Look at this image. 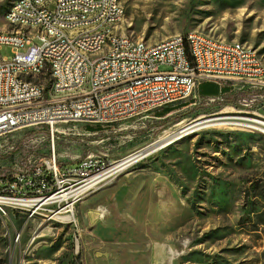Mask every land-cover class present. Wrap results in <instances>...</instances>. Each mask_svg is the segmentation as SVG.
<instances>
[{
  "label": "rangeland",
  "instance_id": "1",
  "mask_svg": "<svg viewBox=\"0 0 264 264\" xmlns=\"http://www.w3.org/2000/svg\"><path fill=\"white\" fill-rule=\"evenodd\" d=\"M14 1L0 0L3 30L14 29L6 21ZM121 2L126 13L115 31L134 40L158 42L196 31L241 42L264 61V0ZM1 55L14 56L9 46L2 48ZM195 95L181 105L157 110L144 122L130 123L129 130L121 133L77 123L69 136L56 140V151L96 155L111 149L112 160H122L201 109L234 105L206 104ZM234 107L254 112L247 99ZM256 111L264 116V102H258ZM34 133L43 141L23 145ZM48 133L46 124L37 123L0 134V172L19 166L30 155L33 164L40 165L51 148ZM66 161L62 160L74 165ZM74 213L71 224L17 216L5 228L0 219V264H167L166 256L155 259L154 246L169 243L178 249L184 241L189 245L175 264H264V133L243 127L202 129L143 157L80 202ZM15 231L22 233L17 246L11 244Z\"/></svg>",
  "mask_w": 264,
  "mask_h": 264
},
{
  "label": "built area",
  "instance_id": "2",
  "mask_svg": "<svg viewBox=\"0 0 264 264\" xmlns=\"http://www.w3.org/2000/svg\"><path fill=\"white\" fill-rule=\"evenodd\" d=\"M82 11H89V18H82ZM123 12L125 7L118 6V0H56L42 10H34L32 0H23L6 17L10 25L28 19V26L21 32L0 28V134L29 124H46L51 148L37 167L30 155L19 166L0 172V198L12 205V216L0 210L3 226L4 218H11L12 223L28 208H35V215L29 219L41 216L71 224L75 219L65 218L74 214L76 206L124 171V163L109 156L111 149L96 155L57 153L56 140L69 136L71 126L77 123L111 128L115 133L128 131L130 123L185 103L196 97L202 83L213 81L229 88L219 99L233 106L242 105L246 99L254 104V112L236 116L251 124H245L246 128L257 127L255 130L264 133L260 128L264 116L256 111L258 102H264V67L255 49L244 50L240 42L234 47L216 45L208 35H192L189 31L177 35V40L158 44L155 53H148V42L133 48L128 35L121 34V41H113L112 33L100 32L102 23ZM84 21H96L97 30L84 29ZM32 24H40L41 33L28 34ZM71 26H81V33H71ZM100 45H109V57L103 63L83 61L79 54H73V47L98 49ZM4 46L11 47L12 59L1 55ZM43 58L58 59V66L51 69V84H43V75H37ZM86 75L94 77L90 92L59 99L61 89L82 86ZM236 85L240 88L235 89ZM205 100L209 104L218 99ZM42 141V136L34 133L23 145ZM88 178H95L93 192H83V182ZM21 241L22 233L15 231L11 244L17 246Z\"/></svg>",
  "mask_w": 264,
  "mask_h": 264
},
{
  "label": "bare ground",
  "instance_id": "3",
  "mask_svg": "<svg viewBox=\"0 0 264 264\" xmlns=\"http://www.w3.org/2000/svg\"><path fill=\"white\" fill-rule=\"evenodd\" d=\"M23 0H15L12 4L9 12L6 17H10L17 7H20V4ZM56 0H32V7L34 10L46 9V5L54 4ZM118 6H123L121 0H118ZM126 12L123 14H117V17H110V21L102 23L100 25L101 33H112L113 41H121V33L115 31V26L120 24L125 16ZM82 18H89V11H82ZM14 29L12 32H21L24 28L28 26V19H20L15 25H12ZM84 29L89 31L97 30L96 21H84ZM41 33L40 24H32L28 27V34H38ZM71 33H81V26H71ZM192 35H206L196 31H190ZM181 34V33H180ZM177 35L167 37L158 42H149L148 43V53H155L157 51L158 44L172 42L177 40ZM132 40L133 48H141L147 42L140 40ZM208 40L216 42V45H227V47H234V45H239V42L236 41H224L208 35ZM240 46L244 50H254L251 47L245 46L240 42ZM73 54H79L80 58L83 61H92V63H103L108 60L109 57V45H100L98 49H83V47H73ZM260 65L264 67V61L260 57ZM52 66H58V59L43 58V67H37V75H43V84H51V69ZM92 85H94L93 75H86V79L82 82V86H75L71 88L61 89L59 91V99H68V97H79L83 96L84 92H90L92 90ZM240 113H246L240 109L234 107L233 105H214L209 108L201 109L196 112L192 117L182 120L179 123L171 126L164 132H162L156 140L151 143L147 149L148 152L152 151L151 154L156 151L166 148L173 143H177L185 139L186 137L194 134L205 128H214V127H243L246 128L251 125L247 120L236 117ZM246 121V122H244ZM35 125V124H32ZM254 127V126H252ZM257 129V127H254ZM264 130V126L260 127ZM20 129V128H19ZM150 155V154H149ZM148 156V155H147ZM122 159L120 163H124V171L129 169L134 164H126L128 160ZM95 186V178H88L87 181L83 182V192H93V187ZM0 210H3L5 216H12V205L8 204L7 201H4L0 198ZM35 215V208H28L22 210L19 213L21 218H29V216ZM75 219V213L70 214L65 219ZM64 224V220H56ZM11 224V218H4V226L7 227ZM189 245L188 241L182 242V248L176 249L174 245L169 243H158L154 247L156 249L155 259L168 260L167 264H175L177 259L184 253V248H187ZM166 256V258H165Z\"/></svg>",
  "mask_w": 264,
  "mask_h": 264
},
{
  "label": "crops",
  "instance_id": "4",
  "mask_svg": "<svg viewBox=\"0 0 264 264\" xmlns=\"http://www.w3.org/2000/svg\"><path fill=\"white\" fill-rule=\"evenodd\" d=\"M236 86L234 88H236ZM196 93L203 99H219L221 97V88L217 82L209 81L202 83L198 87Z\"/></svg>",
  "mask_w": 264,
  "mask_h": 264
},
{
  "label": "water",
  "instance_id": "5",
  "mask_svg": "<svg viewBox=\"0 0 264 264\" xmlns=\"http://www.w3.org/2000/svg\"><path fill=\"white\" fill-rule=\"evenodd\" d=\"M148 148V147H146ZM144 148L140 151H137L136 153L129 156V159L125 163H134L142 159L143 157L149 155L152 153V151L148 152L147 149Z\"/></svg>",
  "mask_w": 264,
  "mask_h": 264
},
{
  "label": "trees",
  "instance_id": "6",
  "mask_svg": "<svg viewBox=\"0 0 264 264\" xmlns=\"http://www.w3.org/2000/svg\"><path fill=\"white\" fill-rule=\"evenodd\" d=\"M216 101H219V102H222V103H227V102H229L228 100H224V99H218V100H216ZM194 110H195V109H194ZM191 112H192V111H190V112H188V113H186V114H182V115H180L178 118L183 119V118L189 116V114H190ZM167 120H168V119H167ZM169 121H170V119H169L168 121H164V123H165V124H168Z\"/></svg>",
  "mask_w": 264,
  "mask_h": 264
},
{
  "label": "flooded vegetation",
  "instance_id": "7",
  "mask_svg": "<svg viewBox=\"0 0 264 264\" xmlns=\"http://www.w3.org/2000/svg\"><path fill=\"white\" fill-rule=\"evenodd\" d=\"M89 198V197H88Z\"/></svg>",
  "mask_w": 264,
  "mask_h": 264
}]
</instances>
